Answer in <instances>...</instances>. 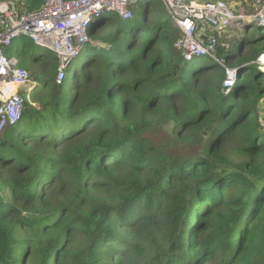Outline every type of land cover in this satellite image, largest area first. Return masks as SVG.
Here are the masks:
<instances>
[{
  "label": "trees",
  "instance_id": "obj_1",
  "mask_svg": "<svg viewBox=\"0 0 264 264\" xmlns=\"http://www.w3.org/2000/svg\"><path fill=\"white\" fill-rule=\"evenodd\" d=\"M141 2L145 25L95 19L72 79L0 136V264H264V24L213 36L238 72L227 93L225 68L184 59L168 13L151 23L162 1Z\"/></svg>",
  "mask_w": 264,
  "mask_h": 264
},
{
  "label": "built area",
  "instance_id": "obj_2",
  "mask_svg": "<svg viewBox=\"0 0 264 264\" xmlns=\"http://www.w3.org/2000/svg\"><path fill=\"white\" fill-rule=\"evenodd\" d=\"M138 0H45L40 11L20 14L12 0H0V136L23 118L25 102L35 84L20 61L8 55V50L21 37L29 38L35 46L49 50L58 58L56 82L64 84L68 69L83 52L89 40L90 25L104 13H115L123 20L133 17L132 8ZM171 16L172 23L182 33L176 47L183 51L184 59L203 58L205 53L226 69L223 87L230 92L237 78V70L227 68L216 56L212 37L203 34L206 29L243 31L250 23L264 24V3L256 0L258 11L247 14L239 11L228 0L200 2L197 0H161ZM207 42V44H205ZM264 56L259 60L264 68ZM26 89V94L21 90ZM25 95V96H23ZM264 127V121H262Z\"/></svg>",
  "mask_w": 264,
  "mask_h": 264
},
{
  "label": "rangeland",
  "instance_id": "obj_3",
  "mask_svg": "<svg viewBox=\"0 0 264 264\" xmlns=\"http://www.w3.org/2000/svg\"><path fill=\"white\" fill-rule=\"evenodd\" d=\"M156 1H161V0H156ZM234 7L235 9H237L238 11L241 8H244L246 10L247 14H251L253 11H258V5H256V0H228ZM264 3V0H261ZM163 3V1H162ZM139 6V7H138ZM137 8L135 9V13L133 15V19L126 21L123 20L120 17L119 20V24L120 26L126 27L127 29H131V28H135V26L139 25H145L144 21H143V7L138 5ZM163 15H158L157 17H151L150 21L154 18V22L151 21V23L153 25H155L154 23L157 22L158 20H160L161 22H164L167 18L171 16H167V11H166V7L163 3V11H162ZM117 25V24H116ZM252 25V24H251ZM256 25V24H253ZM254 27H251V29H253ZM256 29H258V26L256 25ZM253 31V30H252ZM251 31V33H252ZM203 34H207L209 36H216V35H220V36H225L224 38L228 37V42L227 44L230 45V43L234 42L235 39H237L238 37H240L241 33H237V32H227V34H222L220 32L215 31L214 29H206L204 30V32H202ZM237 33V34H234ZM256 34V32H255ZM229 35V36H228ZM233 35V37H232ZM31 45V44H30ZM23 46H25V43H21V47L23 48ZM40 52V56H41V61H40V70L38 68V70L35 69V59H33L32 57L29 56V54H25L23 56V59L21 60V67L23 68H27L26 70L28 71V73H30L31 78L33 83L34 82V78H36L37 81H39V85L43 86V84H45L48 80L54 78L55 76H57V71H58V65H56V56L52 55V53L47 52L46 50L43 49H39ZM205 57L203 58L204 60H202L199 63H196V65H203L205 63H211L214 62L213 59H211V57ZM45 60V61H44ZM79 59L74 62L71 67L68 69V76H69V81L72 79V75L74 74L73 71H75V69L79 66L78 63ZM44 62H46L44 64ZM44 64V65H43ZM35 90V89H34ZM21 94L26 92V89L23 88V90H21ZM26 94V93H25ZM25 96V95H23ZM31 100V99H30ZM263 115H264V107H263Z\"/></svg>",
  "mask_w": 264,
  "mask_h": 264
},
{
  "label": "crops",
  "instance_id": "obj_4",
  "mask_svg": "<svg viewBox=\"0 0 264 264\" xmlns=\"http://www.w3.org/2000/svg\"><path fill=\"white\" fill-rule=\"evenodd\" d=\"M207 36L208 37H212L211 38L212 41L214 40L213 36H209V35H207ZM22 42L26 43L25 39H21V38L18 39L17 41L14 42L13 46L10 47L9 50H8V55H10V57H14V58L18 59L19 61L21 60L19 58H23V53L24 52H28L27 46H23V48L21 47V43ZM41 59H42L41 56H39V59L35 61V63H36L35 69L36 70H38V68L40 70V61H41ZM34 82H35L34 83L35 84V87H34L35 90H33L32 93L34 91L39 93L41 90H43L45 88L44 86H46V84H43V86H40L39 85V81H37L36 79L34 80ZM30 98H31V96H30ZM34 107H35V110H36V114L37 115H41L44 112V110L46 108V105L43 102H37V103L34 104Z\"/></svg>",
  "mask_w": 264,
  "mask_h": 264
},
{
  "label": "bare ground",
  "instance_id": "obj_5",
  "mask_svg": "<svg viewBox=\"0 0 264 264\" xmlns=\"http://www.w3.org/2000/svg\"><path fill=\"white\" fill-rule=\"evenodd\" d=\"M141 1H143V0H138L137 2V4H135V6H134V8L135 7H137L138 5H140L142 2ZM166 11H167V9H166ZM168 13V12H167ZM115 14V13H114ZM169 14V13H168ZM170 15V14H169ZM250 24H252V23H250ZM250 24H248L247 26H249ZM25 38V37H24ZM89 42V40L82 46V48L87 44ZM47 52H49V53H52V54H54L53 52H51V51H49V50H46ZM205 56H209V57H213V55H211V54H209V53H205V55H203L202 57H205Z\"/></svg>",
  "mask_w": 264,
  "mask_h": 264
},
{
  "label": "water",
  "instance_id": "obj_6",
  "mask_svg": "<svg viewBox=\"0 0 264 264\" xmlns=\"http://www.w3.org/2000/svg\"><path fill=\"white\" fill-rule=\"evenodd\" d=\"M205 44H207V42H205Z\"/></svg>",
  "mask_w": 264,
  "mask_h": 264
},
{
  "label": "clouds",
  "instance_id": "obj_7",
  "mask_svg": "<svg viewBox=\"0 0 264 264\" xmlns=\"http://www.w3.org/2000/svg\"><path fill=\"white\" fill-rule=\"evenodd\" d=\"M31 99V98H30ZM30 101V100H29Z\"/></svg>",
  "mask_w": 264,
  "mask_h": 264
}]
</instances>
